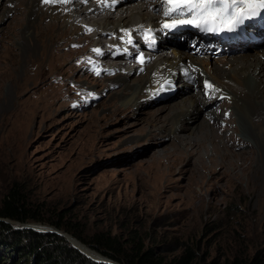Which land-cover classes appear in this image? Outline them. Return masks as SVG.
<instances>
[{"label":"rangeland","instance_id":"374dc122","mask_svg":"<svg viewBox=\"0 0 264 264\" xmlns=\"http://www.w3.org/2000/svg\"><path fill=\"white\" fill-rule=\"evenodd\" d=\"M6 5L11 12L0 21V200L17 184L42 220L13 221V227L53 228L50 223L61 218L86 240L103 233L127 243L134 236L146 248L153 247L164 263L191 249L196 264H249L256 256L264 264V185L261 192L254 184L252 192L243 174L227 181L229 170L219 176L220 169L209 168L210 156L204 157L207 169L198 177L190 160L194 156L186 154L189 143L181 144L189 127L217 105L208 101L201 104L202 115L187 123V130L176 132L182 136L180 142L172 139L170 109L174 102L198 91L193 89L194 78L182 84L175 76L167 87H158L150 95L148 91L155 86L144 88L142 93L147 94L140 93L142 97L135 104L122 105L121 99L125 100L131 89L121 94L124 82L109 83L106 76L94 72L98 68L100 74L116 76L119 71L106 69L108 63L116 64L115 60L107 63L104 58L101 63L94 57V61L90 48L95 43L92 30H87L91 28L84 27L75 35L69 27L72 29L66 30V38L56 35L50 55L44 48L45 41L49 46L50 35L43 39L33 28L25 27L26 8L16 7L17 3ZM53 7L56 13L69 14L63 5ZM119 9L109 14L113 16L111 23ZM154 13L157 18L153 23L159 9ZM125 14L122 12L123 23L127 21ZM33 19L38 18L31 17L28 22L33 23ZM48 19L37 23L49 24ZM77 20L74 26L80 22ZM106 37H102L105 48L110 41ZM23 43L35 48L31 57L42 64L31 66L29 57H22ZM170 43L164 46H172ZM175 48L206 59L186 51L184 45ZM247 49L252 53L264 47ZM65 52L67 56L61 59ZM224 56L230 55L213 56L203 65L229 69L223 65ZM148 70L134 72L126 79L143 77ZM218 127L223 129L224 123ZM226 144L233 152L248 149L236 139ZM175 151L182 156L170 158ZM68 238L88 256L102 258L78 239Z\"/></svg>","mask_w":264,"mask_h":264},{"label":"bare ground","instance_id":"6f19581e","mask_svg":"<svg viewBox=\"0 0 264 264\" xmlns=\"http://www.w3.org/2000/svg\"><path fill=\"white\" fill-rule=\"evenodd\" d=\"M134 1L138 2L132 4L131 2ZM5 2L6 3L4 4L3 2V5L0 7V21L7 16L8 12H11V9H8V5L6 4L12 5L17 3L16 7L20 6L24 9L26 8L28 15H26L25 27L33 28L34 32L43 39L50 35L48 48L46 41L44 45L45 50L48 51L50 55L53 52L50 47H52L55 42L56 35L62 34V37L66 38V30L72 29L69 27H73L72 32H74L75 35L83 30L84 27L91 28V38L93 37L92 43L94 42L95 44L91 46L90 50H100L99 54L93 52L94 61L97 62V59H95L96 57L98 58V62L100 61L101 63H104V58L107 63L115 60L116 64L113 63L109 65L108 63L106 69L119 71L116 76H109L104 72L100 74L99 77L104 78L106 76L105 79H107L109 83L124 82L122 83L123 89L121 94H123L124 90L131 89L129 95L125 96V100L121 99L122 105L128 106L130 103L132 104L138 101V99L142 97L140 93H142L144 88L155 86L151 88L150 91L146 89L150 95L151 92L158 87H167V83L173 80L175 76L182 80V84L190 83L194 78V81L198 83L196 84V82H194L193 89H197L198 91L187 94L184 98L179 99L178 103L174 102L173 109L169 108L170 111H173V116L171 118L172 128L170 132L172 134L174 133L172 139L180 142L182 136L177 135L176 132L187 130L188 126L186 124L202 115V112H200L202 111L201 104L205 105L206 101L211 104H216L215 110L210 109L206 111L203 113L202 119L199 120L196 125L194 124L193 127H189L187 139L183 141L182 138L181 144L185 145L186 142V144L189 143L190 145L186 149V154H188L189 157L194 156V158L190 160H192L191 164L193 168L195 167L196 169V174H198V177L203 175V171L207 169L204 157L210 156V158H208L210 162L209 168L215 167L220 169L221 172L219 176L221 175L223 177L226 171L229 170L227 174L228 181L230 179L237 180V178H241L243 174L247 177L249 190L252 192L255 190L252 187L254 184L256 186L258 185V191L262 190L264 185V50L251 53L247 52L248 49L241 50L243 46H232L230 47V51L223 53L213 51L201 55L203 59L206 58L207 60H201L199 57L189 56L186 52L183 53L180 50L178 51L175 48L176 45L173 44L170 39L165 38L158 29H156L161 16L164 14V7L161 0H68L66 4H46L43 3L42 0H5ZM57 5H63V7L66 8V12L69 14L63 15L61 13H56L54 10L55 7L53 6ZM12 8L14 9V7ZM117 8H120L119 14L114 17L116 19L111 23L109 18L113 16L109 14L114 13ZM157 9H159V16L157 21L153 23L157 18V14L154 13ZM122 12L128 13V15L125 14V16L127 15L126 23H123L125 19L123 20ZM31 17L38 19H33V23L30 21L28 22V19ZM45 18H49V24L37 23L39 19L45 23ZM77 19L80 22H76L77 26H74L73 23ZM0 30L2 31L3 28L1 27ZM126 31L128 35L124 38H121L123 35H119L121 37L109 35L111 33L123 34ZM188 33V30H184L179 34L171 33V35L182 37L188 36ZM72 35L73 33L70 34V36ZM105 35H107L106 38H110V41L106 44L107 48L103 47L105 43L102 37ZM150 35H153V37L158 40L159 51L148 59V62L150 61L148 66V63L143 65L144 69H149L148 72L144 74L143 77L137 75L136 77L139 76V78L132 81L126 79L129 78L131 74H134V72H140L142 70V67L138 66L136 63V57L131 58L132 52L138 48V45L142 43L144 37ZM95 37L98 39L94 40ZM129 37L131 38V43L127 42ZM170 41L172 42L170 43L172 46H164L166 42ZM120 43L129 47L130 50L125 51L122 47L120 48ZM260 47L263 48L264 44L256 45L254 48ZM21 49L23 53H21L22 57H29L27 62L30 61L31 66L32 63L35 62L42 64V60L31 57V54L35 52V48L29 47L28 44L23 43ZM189 50L192 51L191 48ZM168 51L172 53L171 56H167L169 54L167 53ZM223 55H230L228 56L229 58L224 56L226 59L222 60L223 65H229V69H224V66L221 67L220 65H213L211 68H209L207 64L203 65L208 61V58L211 60L214 56V58L216 57L215 59H218ZM65 56H67L66 52L61 55L60 58L63 59ZM14 59L13 57L12 60ZM33 66L37 65L35 64ZM186 73H194L195 76L188 77ZM122 76L125 77V79L122 78ZM205 81L212 85L211 89L205 88ZM205 90H208V92L204 94ZM180 92L177 93L179 96L182 94ZM213 99L215 100L211 101ZM216 101L218 103H216ZM216 109L219 110L216 112ZM154 121H156V118ZM221 123H224L223 129L218 127ZM235 139L238 140L239 143L244 144V146H247L248 149L239 152H233L232 148L228 149L226 142ZM206 143H208V149ZM178 152L181 153L180 151H175V153L168 156L170 158L173 156L175 158L180 157V155L182 156V153L179 154ZM244 153L247 155L244 156ZM241 155H243L244 158H241ZM172 160H174V158ZM250 169H252L251 173H249Z\"/></svg>","mask_w":264,"mask_h":264},{"label":"trees","instance_id":"16d2710c","mask_svg":"<svg viewBox=\"0 0 264 264\" xmlns=\"http://www.w3.org/2000/svg\"><path fill=\"white\" fill-rule=\"evenodd\" d=\"M13 221L19 224L42 221L17 184L0 200V264H109L87 257L60 233L14 228L11 224ZM63 221L58 218L50 225L118 264H196V254L191 249L184 250L180 256H174L164 263L155 255L153 247L146 248L134 236L127 243L115 235L103 233H96L86 240L75 234L69 224ZM203 264L216 263L211 261ZM249 264L262 262L256 256Z\"/></svg>","mask_w":264,"mask_h":264},{"label":"snow or ice","instance_id":"6c2138e0","mask_svg":"<svg viewBox=\"0 0 264 264\" xmlns=\"http://www.w3.org/2000/svg\"><path fill=\"white\" fill-rule=\"evenodd\" d=\"M43 3H68V0H42ZM164 16L170 22L162 24L163 29H175L190 25L208 33L235 32L246 20L264 14V0H161ZM175 17V18H173ZM91 31V29H87ZM128 35L127 31L125 32ZM128 43H131L129 37ZM97 54L99 49H93ZM140 57V63H143ZM100 75L98 68L94 69ZM205 88L212 85L205 81ZM227 115V114H226Z\"/></svg>","mask_w":264,"mask_h":264},{"label":"water","instance_id":"95a60500","mask_svg":"<svg viewBox=\"0 0 264 264\" xmlns=\"http://www.w3.org/2000/svg\"><path fill=\"white\" fill-rule=\"evenodd\" d=\"M30 228H33V229H35V230H37V231H50V232H54V233H60V234H62L64 237H66L70 242H71V240L68 238L69 236H67V234H64V233H62V232H60L59 230H56L55 228H44V229H36L35 227H30ZM71 244L76 248V249H79L83 254H85L87 257H90V256H88L86 253H84L78 246L76 247L72 242H71ZM98 253V252H97ZM99 254V253H98ZM100 256H102L101 254H100ZM91 259H93L94 261H99V262H105V263H109V264H118V263H116V262H113V261H111L110 259H108L107 257H103L102 256V258L101 259H94V258H92V257H90Z\"/></svg>","mask_w":264,"mask_h":264}]
</instances>
